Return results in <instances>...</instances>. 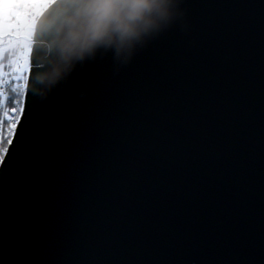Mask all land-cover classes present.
I'll return each instance as SVG.
<instances>
[{"label": "water", "instance_id": "1", "mask_svg": "<svg viewBox=\"0 0 264 264\" xmlns=\"http://www.w3.org/2000/svg\"><path fill=\"white\" fill-rule=\"evenodd\" d=\"M181 8L128 65L98 56L46 99L33 42L0 264H264V0Z\"/></svg>", "mask_w": 264, "mask_h": 264}, {"label": "clouds", "instance_id": "2", "mask_svg": "<svg viewBox=\"0 0 264 264\" xmlns=\"http://www.w3.org/2000/svg\"><path fill=\"white\" fill-rule=\"evenodd\" d=\"M182 0H54L38 18L35 41L43 51L33 91L49 93L89 61L111 54L128 65L137 51L180 21Z\"/></svg>", "mask_w": 264, "mask_h": 264}, {"label": "snow or ice", "instance_id": "3", "mask_svg": "<svg viewBox=\"0 0 264 264\" xmlns=\"http://www.w3.org/2000/svg\"><path fill=\"white\" fill-rule=\"evenodd\" d=\"M54 3V0H18L11 4L7 12H0V26L3 33L13 39L24 37L22 47L11 49L12 41L8 42L5 51L11 49L12 59L9 60L8 67L14 73L27 71L28 58L32 51V36L35 34L36 22L47 9ZM25 29H28L25 32ZM2 95V93H0ZM7 109H5V115Z\"/></svg>", "mask_w": 264, "mask_h": 264}, {"label": "trees", "instance_id": "4", "mask_svg": "<svg viewBox=\"0 0 264 264\" xmlns=\"http://www.w3.org/2000/svg\"><path fill=\"white\" fill-rule=\"evenodd\" d=\"M11 55H6L4 64L5 87L0 90V165L12 142L17 125L21 119L24 100L26 96L27 79L23 82L22 76L18 73L12 74V69L8 67ZM5 109L7 114L5 115Z\"/></svg>", "mask_w": 264, "mask_h": 264}, {"label": "rangeland", "instance_id": "5", "mask_svg": "<svg viewBox=\"0 0 264 264\" xmlns=\"http://www.w3.org/2000/svg\"><path fill=\"white\" fill-rule=\"evenodd\" d=\"M17 2H18V0H0V12L6 13L9 6L11 4H14ZM27 31H28V29H25V32H27ZM32 38H33V36H32ZM22 39H23V41L21 44L13 41L12 39H9L8 36H6L3 33L2 26H0V90L2 92L4 91L3 88L5 87V85H4L5 82L1 81L5 76V73H4V68L6 66L4 64L5 57H6V55H11V49H18V48L22 47V44L24 42V37H22ZM10 40L12 41L11 49L9 51H5V48L8 47V42ZM29 59H30V56L28 58L27 71H22V72L18 73V75L22 76L23 82H25L24 80H26L28 78V74H29V70H30ZM12 74H13V71H12Z\"/></svg>", "mask_w": 264, "mask_h": 264}, {"label": "built area", "instance_id": "6", "mask_svg": "<svg viewBox=\"0 0 264 264\" xmlns=\"http://www.w3.org/2000/svg\"><path fill=\"white\" fill-rule=\"evenodd\" d=\"M9 39H12L13 41H15V42H17V43H22V41H23V39H22V37H19V38H15V39H13V38H11V37H8ZM32 47H33V44H32Z\"/></svg>", "mask_w": 264, "mask_h": 264}]
</instances>
